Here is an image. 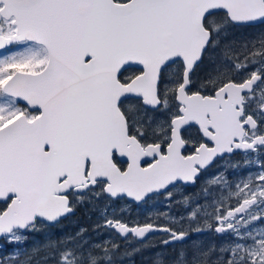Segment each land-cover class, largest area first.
<instances>
[{
  "label": "snow or ice",
  "instance_id": "1",
  "mask_svg": "<svg viewBox=\"0 0 264 264\" xmlns=\"http://www.w3.org/2000/svg\"><path fill=\"white\" fill-rule=\"evenodd\" d=\"M0 264H264V0H0Z\"/></svg>",
  "mask_w": 264,
  "mask_h": 264
},
{
  "label": "rangeland",
  "instance_id": "2",
  "mask_svg": "<svg viewBox=\"0 0 264 264\" xmlns=\"http://www.w3.org/2000/svg\"><path fill=\"white\" fill-rule=\"evenodd\" d=\"M146 213V212H145ZM91 223L90 221H86V220H81V223ZM78 226V225H77ZM73 229V224L72 222H68V230H72Z\"/></svg>",
  "mask_w": 264,
  "mask_h": 264
},
{
  "label": "flooded vegetation",
  "instance_id": "3",
  "mask_svg": "<svg viewBox=\"0 0 264 264\" xmlns=\"http://www.w3.org/2000/svg\"><path fill=\"white\" fill-rule=\"evenodd\" d=\"M154 209H152V208H147V209H145L144 210V212H146V213H148V212H151V211H153ZM81 223V222H80ZM81 224H90V223H81ZM79 226V225H78Z\"/></svg>",
  "mask_w": 264,
  "mask_h": 264
}]
</instances>
